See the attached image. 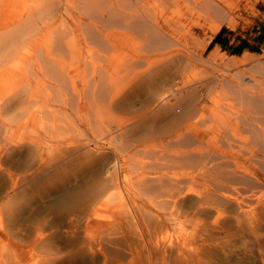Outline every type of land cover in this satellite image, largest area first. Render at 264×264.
Listing matches in <instances>:
<instances>
[{"label":"bare ground","instance_id":"6f19581e","mask_svg":"<svg viewBox=\"0 0 264 264\" xmlns=\"http://www.w3.org/2000/svg\"><path fill=\"white\" fill-rule=\"evenodd\" d=\"M227 6L226 0H0V78L10 81L0 93V142H17L48 170L82 160L97 176L82 193L91 200L88 220L129 184L171 222L190 216L189 203L192 213L212 210L217 218L233 208L237 223L251 228L264 212V78H240V71L229 78L224 65L237 62L220 54L218 77L193 75L214 64L203 55V36L231 23ZM34 123L39 133L23 130ZM10 177L11 187L23 180ZM254 232L262 245L264 235ZM4 238L0 264H26L15 246L1 244Z\"/></svg>","mask_w":264,"mask_h":264},{"label":"rangeland","instance_id":"374dc122","mask_svg":"<svg viewBox=\"0 0 264 264\" xmlns=\"http://www.w3.org/2000/svg\"><path fill=\"white\" fill-rule=\"evenodd\" d=\"M226 1L228 4L227 8L229 7L226 16L231 18V23L221 24L215 33L207 29L208 34L203 36L205 43H207L203 55L205 58L212 55L210 60L212 59L211 61L214 63L212 64L213 67L208 64H203L198 68L201 72L198 71L193 75H195V78H201L206 74L202 71L204 70L208 73H213L210 78L218 77L220 72L216 70V75L215 71H213L215 70L214 67H219L222 60L227 62L230 58V61L236 60L237 63H235L234 66L233 64L224 65V67L230 70V74L226 73V76H229V78L231 76L233 77L231 73L234 74V71L235 73L236 71L241 72L240 78H264V0ZM218 54L222 56V60L220 59L221 56ZM219 61L220 63L217 64ZM238 61L239 63L241 61L239 66ZM3 80H7V82ZM0 82V93L3 92L4 95L7 91L3 90H5V88H10V85H8L10 81L8 78H2V80L0 78ZM4 83L8 84L6 85ZM3 95L0 94V96ZM5 121L8 120L6 119ZM34 125L35 127L31 124L30 127L33 126L32 128L29 129L28 127L23 130L29 134L33 132L36 134L34 130L37 129L36 131L39 133L41 126L39 123H34ZM16 143L17 142L10 145L5 142H0V222L4 229H0L2 230L0 234H2L3 237L5 236L1 244L9 247L8 249L10 250L15 246L16 248L12 250L20 255V257L25 260L24 263L26 262V264H30V262L31 264H264V249L259 248V246H264V243L262 242L263 244L260 245V242V244L257 245L261 240L257 237L258 234H254V231H260L259 234L262 232L261 235H264V216L262 217V215H260V213H264L263 211L260 213L256 211L259 217L256 215V217H258H255L256 222H252L253 226L251 225V228H254V230H252L250 227V229H247L246 224V229H243L245 228V226H243L244 224L237 223L236 215L233 213H237V211H234L233 208L225 209L223 217L217 218L216 213L212 210L209 212L208 210L202 211L200 212L201 214H196L197 212L192 213L196 208L193 209L191 207L192 210L190 209L191 211H189L188 207H190V205L187 203L185 204L187 205L185 207L187 209L184 210H186L185 213L187 216L190 215L187 217L189 221L185 218L187 219L186 221L184 217L181 216L180 220L182 223L179 220L178 223L180 225H178V223L174 221L171 222L167 220L160 212H156L159 211L156 206H150L149 204V207L146 206V202H142L141 199L137 198L136 192H138V195L141 197L145 196L139 194V191L136 189L132 193V187L130 186V188L128 187L129 184H125L122 190L114 193V195L110 197V200L107 201L109 204L106 203V208L100 205L101 208L98 213L101 214L98 215V217L93 216L96 218L95 220L94 218L88 220L86 214L90 213L92 210V207L89 208V202L91 200L90 198H85L86 196L84 197V194L87 195L88 187H92V181L97 178L95 172L89 170L85 166L81 167L80 164L83 161L81 160V162H79L80 159H77L78 161L75 160L76 163L74 161L72 162L73 164L69 163L66 165L65 161H61L60 164L57 163L58 165L56 164L50 167L49 170L45 167L40 168L41 166H37L39 159L35 157L31 159L30 156L27 158L28 150H20L19 147L16 146ZM53 152H55V150H53ZM74 163L76 164L75 166ZM68 165H70V169H68ZM63 166H67V170L64 169ZM57 168H59V171ZM61 168L68 172H62L63 170ZM42 169L43 171H41ZM51 169H54L55 172L53 171L54 173L50 174L49 172ZM85 170L86 172H84ZM8 173L11 175H8ZM64 173L66 174L61 175ZM10 176L12 178L16 176L15 180H18L16 179L17 177L20 179L23 178V180L14 187H11ZM80 176H83L82 178L84 179L82 180ZM122 176L129 177L130 174L128 173V175H126L124 172ZM87 180L90 185H85L88 183ZM76 182H78V184ZM82 187H86L84 188L85 191H83ZM76 190L77 192H75ZM66 194L69 195L66 196ZM60 195L66 196V198L64 197L65 200H60ZM132 196L133 199H130ZM74 197L75 199H73ZM79 197H81V199ZM135 198L138 200L136 201ZM133 201L136 205L142 202V204H138L141 207L138 205L136 207V205H134V208L133 204H131ZM121 203L124 204L123 207ZM128 203H130L132 208ZM76 208L78 209L76 210ZM137 208H140L141 212L140 210L137 211ZM146 209L150 211L148 210L147 215L145 213L144 216L142 213H144ZM82 210L84 211L82 212ZM128 211L130 212L128 213ZM205 212L206 214H204ZM84 214L86 216H83ZM128 214L131 217L127 218V216H129ZM193 214H196V216H192ZM157 215H161L162 218L157 217ZM81 216L85 217V219ZM124 216L126 218H124ZM154 217L160 221L157 222L156 219V222L154 220L152 221ZM196 217L202 220L193 222ZM230 217L233 218L231 219ZM135 218H137V220H135ZM147 218L151 220L147 222ZM191 218L193 219L190 222ZM214 218L216 220H214ZM138 219H142L146 222L142 220L139 221ZM162 219L164 221H162ZM165 219L168 222H166ZM221 219H223V221ZM128 221L131 223L129 224ZM135 221H138L139 224L138 222L135 224ZM151 222L157 223L158 225V227L155 225V228H152L154 233H151L153 232L151 230ZM212 222H214V224ZM160 223L162 227H159ZM210 223L217 227H212ZM147 224H149V226ZM165 224L166 227L164 226ZM218 224H220L219 227ZM136 225L137 228L135 227ZM139 225H141L140 227L142 228H140ZM237 227H239V230ZM161 228L164 230L162 231ZM192 228H195L193 231L195 233L193 234L192 232L191 235L190 232ZM241 230L244 231L242 232ZM247 230H250V233H247ZM160 231L162 233H160ZM187 232L189 233L187 234ZM198 232V235H201L200 237L197 235ZM202 232L207 234L203 235ZM238 232L240 233L238 234ZM86 234L88 235L86 236ZM98 234L100 235V239L97 237ZM112 234L113 236L108 238ZM250 234L256 235L255 238H257L254 239V236ZM250 236L253 237L251 238ZM86 237L88 240L85 239ZM155 237L158 239H154ZM90 238L95 240H91ZM186 238L187 240H185ZM250 239L252 240L250 241ZM257 240L258 242H256ZM96 248H98V250H96ZM91 249H93V253ZM34 259L35 261L33 262L32 260Z\"/></svg>","mask_w":264,"mask_h":264}]
</instances>
